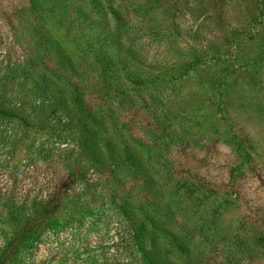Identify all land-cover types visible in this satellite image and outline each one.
<instances>
[{"label":"rangeland","instance_id":"1","mask_svg":"<svg viewBox=\"0 0 264 264\" xmlns=\"http://www.w3.org/2000/svg\"><path fill=\"white\" fill-rule=\"evenodd\" d=\"M31 1L0 0V101L28 111L0 118V246L17 227L13 199L21 204L59 193L48 228L20 256L23 264H145L122 205L160 207L164 220L173 219L167 213L173 201L171 227L189 232L200 259L264 264V0H84L60 8L64 21L47 5L33 13ZM82 9L121 35L119 75L105 80L100 52L82 50L87 45L74 32L63 36L60 26L70 22L79 33L93 32L89 19L80 24ZM61 40L76 72L63 64ZM28 58L38 77L84 90L92 107L125 122L127 142L140 150L151 185L128 169L109 168L122 165L111 155L100 166L90 160L82 130L63 131L40 95L25 91L26 74L12 72L2 82L7 62ZM125 65L156 83L128 84ZM208 112L213 124L192 121ZM174 170L186 180L202 178L215 198L173 188ZM154 189L163 198L159 206L148 201ZM159 247L177 264L189 261L166 239Z\"/></svg>","mask_w":264,"mask_h":264},{"label":"trees","instance_id":"2","mask_svg":"<svg viewBox=\"0 0 264 264\" xmlns=\"http://www.w3.org/2000/svg\"><path fill=\"white\" fill-rule=\"evenodd\" d=\"M83 1L84 0H32L31 8L33 13L37 12V10L41 13L45 10V5H47L49 6L48 9H50L49 11H51V13L57 11L60 15L61 12L59 10L61 7H71L72 5ZM92 2L94 3V0H90V3ZM77 12L84 17L80 24H83L89 19V25L93 27V32L91 31V34L79 33L77 28L70 26V22L67 25L64 23V26H60V28L64 30L63 36H67L74 32L75 34L73 35L76 36L75 39L81 40L80 45L83 43H86L87 45L86 48H82V50H85V52L89 51L90 53H96L97 51L100 52L97 55V59L103 68L102 76L105 80H108V77H111L114 73L119 75L121 73V61L118 53L122 48V40H120L119 37L121 35L119 32L111 33L110 28H103V23L98 22V19H90L89 16L86 15V10L82 9ZM66 13L67 12L65 11V14ZM5 14H7L6 17H8L9 12L7 9L2 12L3 16ZM61 19L64 21L66 16L61 17ZM57 42L61 48L59 53L65 57L63 64L65 65V63H67L68 70L76 72L78 65L74 62V57L69 54L70 52H68L69 50L64 46L62 40ZM61 43L63 44V47ZM129 51L132 52V49L129 48ZM7 63L8 64H6L5 67V69L7 68L5 70V75H3L4 77H1L2 82L3 79H7L9 77L8 75L12 72H16V74L18 73L20 75L26 74V81H23L22 83L25 91L37 92L40 95L42 98L40 102L43 105V108H45L46 105H49L50 107L45 109L54 113L55 117H57L60 122H63L61 125L63 131L70 127L72 129L82 130L79 137L81 147L83 152L90 157V160L95 161V163H98L100 166L101 164H104L105 159L111 155L114 159L122 161V165L115 162L107 164V166L113 168L116 173L122 171L123 167L130 171L132 177L138 179L144 178L148 180L149 184L153 183L151 181L152 179L149 178L150 175L148 169H146L147 166L141 157L140 150L138 151L137 147H134L127 142V133L123 131V129L125 130L126 128L124 121L113 118L111 114L103 109H95L92 107L86 98L84 90L76 91L72 85H70L71 90L68 89V86L63 89V87H58L57 84L50 79L47 81L43 75L38 77L32 69V65L34 64L33 59L31 60L28 58L27 60L17 63V65L14 63L12 64L10 61ZM124 67L129 71L128 75L130 81L127 80L128 84H140L141 86H144V83H148L149 85L150 83H156L153 82V80L156 81L155 79L151 81L148 75H144L141 68H139L140 71H137L136 69L131 71L129 65H125ZM124 91L126 92V90L123 89L122 93H124ZM55 99L56 101L58 100L59 103H55ZM132 103V106L138 107L139 109L141 108L139 100H133ZM23 113L24 115L22 116ZM25 114H28L27 109L21 108L19 105L6 99L0 101V118H17L18 116L20 118L25 117ZM186 118H189L188 115ZM193 118V122H201L199 125H205L208 122L212 123L215 121L214 114L210 112L203 115H194ZM195 118L198 121H196ZM156 125L157 129H161L160 125L157 123ZM211 127H213V125ZM112 133L115 134V136H112ZM124 155L126 157L125 159L123 158ZM171 173H173L171 174V182L174 183L172 185L173 188H179L180 186V188H185L188 192L190 191L191 194H196L198 197L208 198V200L215 198V195L213 194L215 192L207 187L202 178L197 180H186L179 174L180 170H174L171 171ZM60 198L59 193H55L54 195L53 193H49V195L45 197L35 194L31 201L26 199L21 204L13 199L11 209L14 220L17 222V227L13 230V234L11 238L7 240L6 244L4 245L3 243L0 246V264H17L15 262L16 260L19 259V262L21 261L20 256L23 254L24 250L39 239L42 236V233L48 228L47 224L51 222L54 208L58 202L57 200ZM150 200L153 201L154 204L159 202L157 205L159 206L160 202L163 201V198H161V195H158L154 189L153 195L148 201ZM173 203H170V208H168L169 211L167 212L171 213L173 219L169 218L164 220L160 218L163 216L162 213H159L160 207H156L155 210L150 211L146 205L141 206V208L137 207V205H131V203H125V205H122V209H125L123 211L125 220L128 222L132 231L131 239L133 245H137L142 252L145 264H177L175 259L169 253L167 254L163 248L159 247L162 239L170 241L171 246L174 245L179 250L184 251V254L186 253L189 259L187 264H205L204 261L206 264H235L238 262L234 257L228 258L227 260L223 259L221 263L217 261L212 263L208 258L204 261L203 259H200L201 256H198V249L195 247H189V241L192 238L190 237V240L188 239L189 232H186L185 234L178 233V231H175L171 227V223L176 219V216H174L175 212L173 211L174 207L171 205ZM221 203H224V201H220L217 204H220L221 206ZM191 232L192 231L190 230V235ZM202 258L205 257L202 256ZM20 264L23 263L20 262Z\"/></svg>","mask_w":264,"mask_h":264}]
</instances>
